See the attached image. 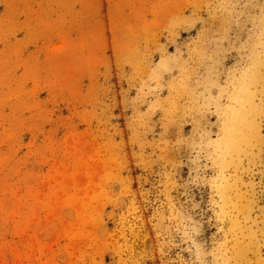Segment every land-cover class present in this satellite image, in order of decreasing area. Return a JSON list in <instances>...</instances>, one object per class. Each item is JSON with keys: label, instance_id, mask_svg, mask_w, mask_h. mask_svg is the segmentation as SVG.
Returning a JSON list of instances; mask_svg holds the SVG:
<instances>
[{"label": "rangeland", "instance_id": "374dc122", "mask_svg": "<svg viewBox=\"0 0 264 264\" xmlns=\"http://www.w3.org/2000/svg\"><path fill=\"white\" fill-rule=\"evenodd\" d=\"M0 264H264V0H0Z\"/></svg>", "mask_w": 264, "mask_h": 264}]
</instances>
